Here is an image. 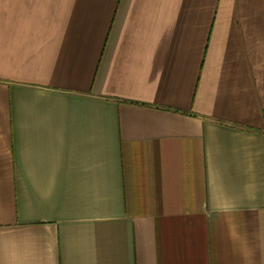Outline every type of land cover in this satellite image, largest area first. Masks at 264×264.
I'll use <instances>...</instances> for the list:
<instances>
[{
    "label": "crops",
    "instance_id": "crops-1",
    "mask_svg": "<svg viewBox=\"0 0 264 264\" xmlns=\"http://www.w3.org/2000/svg\"><path fill=\"white\" fill-rule=\"evenodd\" d=\"M0 264H264V0H0Z\"/></svg>",
    "mask_w": 264,
    "mask_h": 264
}]
</instances>
